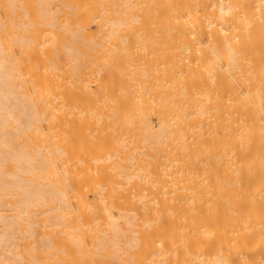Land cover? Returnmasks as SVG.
I'll return each mask as SVG.
<instances>
[{"label":"bare ground","instance_id":"6f19581e","mask_svg":"<svg viewBox=\"0 0 264 264\" xmlns=\"http://www.w3.org/2000/svg\"><path fill=\"white\" fill-rule=\"evenodd\" d=\"M35 225L40 264H264V0H0V264Z\"/></svg>","mask_w":264,"mask_h":264},{"label":"rangeland","instance_id":"374dc122","mask_svg":"<svg viewBox=\"0 0 264 264\" xmlns=\"http://www.w3.org/2000/svg\"><path fill=\"white\" fill-rule=\"evenodd\" d=\"M43 7H44V6H43ZM43 7H42V8H43ZM45 7H46V6H45ZM22 16H23V8H21V7H17L16 10H15V13H14V17H15V18H17V17H18V18H21ZM47 34H48V32H47V31H44V37H45V38H47V36H45V35H47ZM64 36H65V33H61V34H60V37H61L62 40H64ZM5 169H7V167H5ZM6 197L9 198L10 196L7 195ZM94 222H95V221H94ZM19 226H21V225H19ZM22 226H24V225H22ZM35 226H36V225H35ZM35 226L32 227V228H33V231H32V230H31V231H32L33 233H32V235H29V242H28V243H29V246H31V247L34 246V249H33V251H34L33 253H34V254H30L31 251H29V254L27 253L28 255H31L32 259H34L33 256H36V255H35V252H36V251L40 253V251H39V249H38V245H39V244H38V243H39V238H38V237H41V234H40V236L37 237L38 242H35V239H36V234H35V233H36V232H34V231H36L37 229H40V230H41V228L39 227V225L36 226V227H35ZM37 227H38V228H37ZM21 228L23 229V227H21ZM21 228H20V227H17L16 229L19 230V229H21ZM24 228H25V231H26V227H25V226H24ZM34 229H36V230H34ZM17 230H16V232H17ZM40 230H39V231H40ZM20 231H22V230H19V231H18V232L21 234ZM29 231H30V230H29ZM31 231H30V233H31ZM14 232H15V230H14ZM22 233H24V229H23ZM26 233H27V232H26ZM26 233H25L24 235H26ZM30 233H29V234H30ZM40 233H42V232L40 231ZM20 234L17 235V237H18V236L20 237ZM34 234H35V237L33 236ZM37 234H39V233H37ZM48 234L51 235V234H53V233H48ZM27 235H28V234H27ZM53 235H54V236H51V237H55V234H53ZM57 235L60 236L59 233H58ZM13 236H14V235H13ZM21 236H22V235H21ZM31 236H33V237H31ZM108 236H109V235H105L106 238H107ZM14 237L16 238V234H15ZM19 237H18V239H15V242H17V241H22V243H23V239H22V238L20 239ZM105 237H104V240H105ZM26 238H27V240H28V236H26ZM12 239H13V238H12ZM24 241H25V242H24V243H25V246H22V249H23V250H22V249H19V247H18V249H19V250H22L23 253L26 255V256H25V255H24L23 253H21V251H20V253L23 254V256H24V258H23L24 262H22V260H21L22 258L20 257L19 251L16 252L17 249H15V247L19 244V242L17 243V245L15 244L16 246H14V250H16V251H15V252H16L15 255L18 256V257H17L18 259L21 258V259H19V261H18V262H20L19 264H27V260L29 261V259H30L31 264H33L34 261L36 262V264H38V263L40 264V262L42 263V261H40V258L37 259L39 262H38L36 259H34V261L31 260V258L27 259V258H28V255L25 253V252H27V250L25 249V252H24V248L26 247L27 241H26L25 239H24ZM15 242H13V243H15ZM105 243L107 244V242H105ZM35 244H36V245H35ZM21 245H22V244H21ZM27 246H28V244H27ZM23 247H24V248H23ZM31 247H30V248H31ZM30 248H29V250H30ZM32 248H33V247H32ZM35 248H36V250H35ZM27 249H28V248H27ZM104 253H105V252H104ZM13 256H14V254H13ZM21 256H22V255H21ZM38 256H39V254H38ZM39 257H40V256H39ZM105 258H106V257H105ZM41 259H43V258H41ZM43 260H44V259H43ZM37 262H38V263H37ZM43 262H44V261H43ZM28 264H29V263H28Z\"/></svg>","mask_w":264,"mask_h":264}]
</instances>
